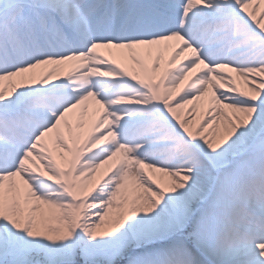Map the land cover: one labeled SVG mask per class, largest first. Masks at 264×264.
Returning a JSON list of instances; mask_svg holds the SVG:
<instances>
[{
  "label": "snow or ice",
  "instance_id": "snow-or-ice-1",
  "mask_svg": "<svg viewBox=\"0 0 264 264\" xmlns=\"http://www.w3.org/2000/svg\"><path fill=\"white\" fill-rule=\"evenodd\" d=\"M0 264H264V0H0Z\"/></svg>",
  "mask_w": 264,
  "mask_h": 264
},
{
  "label": "bare ground",
  "instance_id": "bare-ground-1",
  "mask_svg": "<svg viewBox=\"0 0 264 264\" xmlns=\"http://www.w3.org/2000/svg\"><path fill=\"white\" fill-rule=\"evenodd\" d=\"M102 55L108 56L107 53H102ZM184 55H185L184 53H181V55L177 57L176 64H178V63L181 62V60L184 58ZM108 58L109 59H112L113 57L108 56ZM176 64L171 65V67H175ZM166 66L167 65H165V64L162 63L161 64V68L158 69V71L163 70V68L166 67ZM59 75L61 77H63L64 75H66V72H60ZM51 79H55V74L53 75V77H51ZM89 103H92V102H89ZM190 107H192V106L191 105H185L184 108L178 109L179 115H180V117L182 119L185 118L186 115H188V109ZM204 110H205V106L202 105L201 102H196V106L194 108L193 118H192V120L189 121V124H190L191 127L195 128V126L198 123V121L202 118L203 113H204ZM69 123L72 124L73 126H75V121L70 120Z\"/></svg>",
  "mask_w": 264,
  "mask_h": 264
},
{
  "label": "rangeland",
  "instance_id": "rangeland-1",
  "mask_svg": "<svg viewBox=\"0 0 264 264\" xmlns=\"http://www.w3.org/2000/svg\"><path fill=\"white\" fill-rule=\"evenodd\" d=\"M230 75H233V74H230Z\"/></svg>",
  "mask_w": 264,
  "mask_h": 264
}]
</instances>
